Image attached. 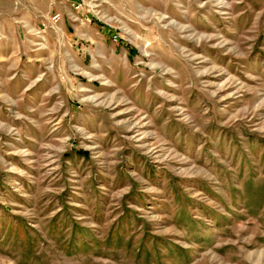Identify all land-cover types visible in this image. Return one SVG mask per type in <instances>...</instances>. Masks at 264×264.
I'll return each mask as SVG.
<instances>
[{
  "label": "rangeland",
  "instance_id": "1",
  "mask_svg": "<svg viewBox=\"0 0 264 264\" xmlns=\"http://www.w3.org/2000/svg\"><path fill=\"white\" fill-rule=\"evenodd\" d=\"M0 264H264V0H0Z\"/></svg>",
  "mask_w": 264,
  "mask_h": 264
},
{
  "label": "trees",
  "instance_id": "2",
  "mask_svg": "<svg viewBox=\"0 0 264 264\" xmlns=\"http://www.w3.org/2000/svg\"><path fill=\"white\" fill-rule=\"evenodd\" d=\"M129 47V51H130V54L131 55H134V54H136L137 53V49L135 48V47H133V46H128Z\"/></svg>",
  "mask_w": 264,
  "mask_h": 264
}]
</instances>
